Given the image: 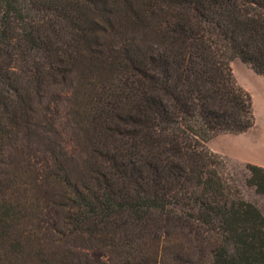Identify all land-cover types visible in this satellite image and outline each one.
Masks as SVG:
<instances>
[{"label": "trees", "instance_id": "16d2710c", "mask_svg": "<svg viewBox=\"0 0 264 264\" xmlns=\"http://www.w3.org/2000/svg\"><path fill=\"white\" fill-rule=\"evenodd\" d=\"M234 59L264 0H0V264H264Z\"/></svg>", "mask_w": 264, "mask_h": 264}, {"label": "rangeland", "instance_id": "374dc122", "mask_svg": "<svg viewBox=\"0 0 264 264\" xmlns=\"http://www.w3.org/2000/svg\"><path fill=\"white\" fill-rule=\"evenodd\" d=\"M36 58L40 59L41 55L36 54ZM232 67L238 82L253 95L256 124L246 133L217 134L207 144L233 164L254 163L264 166V75L256 74L239 59L233 60ZM245 195L264 214L263 199L252 189H246Z\"/></svg>", "mask_w": 264, "mask_h": 264}, {"label": "crops", "instance_id": "0c3cea01", "mask_svg": "<svg viewBox=\"0 0 264 264\" xmlns=\"http://www.w3.org/2000/svg\"><path fill=\"white\" fill-rule=\"evenodd\" d=\"M252 70V69H251ZM253 71V70H252Z\"/></svg>", "mask_w": 264, "mask_h": 264}]
</instances>
